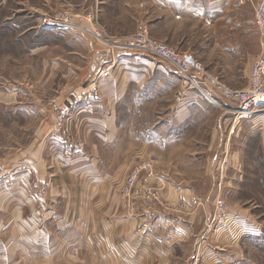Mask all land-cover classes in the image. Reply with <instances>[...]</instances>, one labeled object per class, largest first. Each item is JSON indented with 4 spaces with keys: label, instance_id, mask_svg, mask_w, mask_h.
<instances>
[{
    "label": "rangeland",
    "instance_id": "rangeland-1",
    "mask_svg": "<svg viewBox=\"0 0 264 264\" xmlns=\"http://www.w3.org/2000/svg\"><path fill=\"white\" fill-rule=\"evenodd\" d=\"M101 2L6 0L8 5L0 9V151L6 153L15 146L29 144L35 138L40 117L53 115L48 122L50 130L42 137L43 147L49 145L55 155H61L62 149L66 148L68 156L76 154L71 144L83 143L78 135L72 136V132L83 125L79 114L90 112L88 108L94 106L92 101L95 98L97 116L109 109L103 103L99 82H114L121 88L131 82L117 105L121 135L108 141L111 138L105 133V127L102 133L98 131L103 136L97 142L101 154L118 159L132 151H140V142L145 139L149 150L139 155L145 153L144 157L149 155L156 159L160 156L168 163L161 166L156 163L154 172L159 166V174L173 186L190 189L195 192L197 201L203 200L201 210L207 220L202 232L195 237L188 264L208 260L223 264L226 259L234 260L238 256V264H264V113L248 115L243 112L246 116L239 117L242 114L227 111L224 108L227 100L218 90H210L204 83L202 92L190 85L172 65L143 51L122 61L116 58L115 65L105 77L99 72L113 59L112 54L106 50L110 55L99 61L91 59L97 51L93 45L105 49L102 44L77 31L44 27L46 19L55 18L64 11L80 16L91 13L98 21ZM254 2L230 0L227 6L231 14L225 16L224 12L208 26L198 22L186 25L170 22L167 26L159 22L152 26L145 24L152 38L192 53L206 72L224 85V80L229 78L241 87L245 80V58L224 54L223 45H227L224 38L228 35L232 39L238 29L247 31L251 19L259 33L253 15ZM3 18L7 23L1 25ZM87 26L92 28V25ZM140 26H135L131 33L118 36L110 34L104 26L107 31L102 28L114 39H125L135 34ZM260 38L262 42L261 35ZM36 49L37 53L30 56L29 52ZM88 65L92 73H88V69L86 88L73 92L61 103L57 102L62 83H76L80 68L86 69ZM208 91L210 96L204 94ZM174 107L187 109L188 118L173 123L168 116ZM229 107H234V103L231 102ZM146 132L150 136L144 138L142 135L145 136ZM49 177L47 182L32 183L35 197L47 193L51 183ZM153 187L157 194L156 186ZM120 194L130 202L131 199L121 190ZM139 201L159 202L157 199ZM218 201H223L227 210L221 212L217 209ZM237 234L242 236L240 248L243 254L235 243ZM211 235L213 243L209 240ZM206 244L218 248L215 255L205 251Z\"/></svg>",
    "mask_w": 264,
    "mask_h": 264
},
{
    "label": "crops",
    "instance_id": "crops-1",
    "mask_svg": "<svg viewBox=\"0 0 264 264\" xmlns=\"http://www.w3.org/2000/svg\"><path fill=\"white\" fill-rule=\"evenodd\" d=\"M228 4L230 0H117V3L102 0L97 16L102 27L118 36L131 33L135 26L145 23L152 26L159 22L167 26L170 22L177 25L198 22L206 26L216 22L224 12L225 16L230 15ZM6 5V0H0V9ZM4 23H7L6 18L1 25ZM224 40L227 42L223 45L224 54L231 53L229 56H240L246 61L241 87L229 78L224 81L230 88H244L261 45L253 20L247 25V31L238 29L232 39L227 35ZM93 46L97 51L91 59L99 61L110 55L105 49L97 48L98 45ZM37 51L31 50L29 55ZM123 59L129 58L116 60ZM89 67L80 68L76 83H62L57 102L86 88ZM99 83L103 103L109 109L97 116L95 98L94 106L88 108L91 111L79 114L83 125L75 129L72 136L78 135L83 143L71 144L76 154L68 156L66 148L61 155H55L49 145L43 147L42 137L48 134V122L53 115L40 117L35 138L29 144L15 146L6 153L0 151L1 169L16 172L0 183V264H188L195 237L202 232L207 220L201 210L203 200L197 201L194 191L177 189L159 174V166L168 164L160 156H157L159 166L155 176L147 180L148 184L156 186L159 202H127L122 197L120 190L125 177L133 164L144 157L145 153H139L148 152L149 143L142 139L140 151L118 159L101 154L97 142L103 137L100 133L104 127L111 138L108 141L121 135L117 105L132 83L127 82L122 88L114 82L101 80ZM224 105L228 111L231 102L227 100ZM187 112L184 107H174L168 117L173 123H181L183 118H188ZM86 122L89 125H84ZM142 136L150 135L146 132ZM48 176L51 178L49 190L44 196L35 197L32 183L47 182ZM213 235L209 240H213ZM241 237L237 234L235 243L243 254ZM204 249L210 255L218 251L212 244H206ZM239 261L238 256L234 260L226 259L223 264ZM201 264L213 263L208 260Z\"/></svg>",
    "mask_w": 264,
    "mask_h": 264
},
{
    "label": "built area",
    "instance_id": "built-area-1",
    "mask_svg": "<svg viewBox=\"0 0 264 264\" xmlns=\"http://www.w3.org/2000/svg\"><path fill=\"white\" fill-rule=\"evenodd\" d=\"M253 15L263 41L259 53L251 64L248 84L240 89L230 88L217 77L209 75L203 64L192 53L180 51L152 38L146 24H142L135 34L125 39L122 38L123 40L120 38L114 39L106 33L91 13L80 16L64 11L58 13L55 18L46 19L44 27L77 31L91 41L102 44L105 50L112 54L113 59L100 70V75L105 77L109 75L110 70L115 65V59L118 58V53L131 52L134 54L143 51L172 65L190 85H194L201 90V85L206 83L210 90H218L225 99L234 103V107H229V110L233 113L240 115L245 112L252 115L264 113V0H257L254 3ZM88 24L92 25V28L87 26ZM209 84L214 85L213 89ZM204 94L210 96L209 91L204 92ZM61 114L63 115L64 111ZM157 161L154 156L148 155L133 165L121 186V191L127 198L131 200L143 199L145 201L157 199L154 187L147 183V180L154 175V166ZM15 174V171L5 173L0 167V183ZM46 186H42V188L45 189ZM216 208L221 212L227 210V206L223 201L216 202Z\"/></svg>",
    "mask_w": 264,
    "mask_h": 264
},
{
    "label": "water",
    "instance_id": "water-1",
    "mask_svg": "<svg viewBox=\"0 0 264 264\" xmlns=\"http://www.w3.org/2000/svg\"><path fill=\"white\" fill-rule=\"evenodd\" d=\"M133 56V53L131 52H120L118 53V57H131Z\"/></svg>",
    "mask_w": 264,
    "mask_h": 264
},
{
    "label": "bare ground",
    "instance_id": "bare-ground-1",
    "mask_svg": "<svg viewBox=\"0 0 264 264\" xmlns=\"http://www.w3.org/2000/svg\"><path fill=\"white\" fill-rule=\"evenodd\" d=\"M209 99H211L216 105H219V106H221L220 104H218V102L216 101V100H214L213 98H211V97H209ZM242 115L241 116H239V117H245L246 116V114H244V113H241Z\"/></svg>",
    "mask_w": 264,
    "mask_h": 264
}]
</instances>
